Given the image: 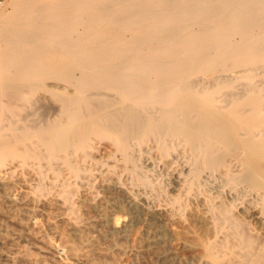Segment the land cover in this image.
I'll return each instance as SVG.
<instances>
[{"label": "bare ground", "instance_id": "obj_1", "mask_svg": "<svg viewBox=\"0 0 264 264\" xmlns=\"http://www.w3.org/2000/svg\"><path fill=\"white\" fill-rule=\"evenodd\" d=\"M10 4L0 260L107 264L99 219L177 264H264V0Z\"/></svg>", "mask_w": 264, "mask_h": 264}, {"label": "rangeland", "instance_id": "obj_2", "mask_svg": "<svg viewBox=\"0 0 264 264\" xmlns=\"http://www.w3.org/2000/svg\"><path fill=\"white\" fill-rule=\"evenodd\" d=\"M11 9V4H10V0H0V10H3V11H9ZM117 214H119V213H117ZM43 216L44 215H42V216H39V222H37V223H39V225L38 224H36V226H35V224H34V226H33V224H31V226H30V232L34 235V236H36L37 234H40V235H43L44 237L46 236V238L49 236V235H52V234H49V233H53L52 231H50V229H51V227L48 225V223H47V221L45 222L44 221V223H41L42 222V220L41 219H45L46 218V216H44V218H43ZM99 218V217H98ZM46 220V219H45ZM49 220V219H48ZM122 221H123V219L121 220H119V222H120V224L122 223ZM101 221H99V219H98V221L95 223V225H96V228H94L93 229V231L91 232V233H93V235H91L92 237L93 236H95L94 237V240H96V243H94V245H93V248H95V249H93L92 247H91V249H90V253L92 254V252L95 254V256H98L99 254H101V255H99L98 257H96V258H98V260L100 259L101 260V258H103L104 260V262H108L107 264H177V263H175V262H172L171 260H169L168 258H163V257H160V256H158L157 255V253H156V250H155V252H154V250L152 251L151 249H147L146 247H143V246H145V244L143 243V242H145L146 243V237H144L143 238V236L144 235H140L141 234V229H142V227H143V223L142 222H139V224H138V222H136L135 224H133L132 225V227H131V229H129L127 232H126V234H127V236H125L124 238H121V237H119V236H111V234L108 232V231H106L107 230V227H106V225L104 226L103 224H102V222L100 223ZM58 223V224H57ZM56 223V225H58V226H60V228L62 229V226H63V224L62 223H60V222H57ZM98 223V224H97ZM40 224H42V225H40ZM44 224V225H43ZM48 226H47V225ZM62 226H61V225ZM119 224V223H118ZM119 224V225H120ZM47 226V227H46ZM106 227V228H105ZM57 228H59V227H57ZM53 229V228H52ZM51 229V230H52ZM60 229V230H61ZM63 229H64V227H63ZM62 229V230H63ZM32 230V231H31ZM96 230V231H95ZM50 231V232H49ZM54 231V230H53ZM140 232V233H139ZM38 236V235H37ZM53 236V235H52ZM24 237V236H23ZM22 237V238H23ZM57 237V236H56ZM55 237V239H56V241L58 240L57 238ZM22 238H20V239H18L17 240V242H19L18 243V245H20V246H23V248H26L27 249V251L28 250H30V253H29V251L27 252V255L29 256V257H32L31 256V254H33V255H35V253L37 252V243H38V245H39V242H36V244H35V242H33V244H32V242L30 243L29 242V240L27 241L26 239H25V237L23 238V239H25L26 240V242L22 239ZM113 241H115V242H113ZM17 242L15 241V245H14V243H11V244H6L5 246H4V249H6L7 251H15L16 249L18 250H21L22 249V247H21V249H20V246L18 247V245H17ZM113 243H116L117 245L116 246H113ZM27 246V247H24L25 245ZM35 244V245H34ZM139 245V248H138V246L137 245ZM142 244H144V245H142ZM173 244V243H172ZM172 244H170V246L172 245ZM8 245V246H7ZM112 245V246H111ZM142 245V246H141ZM29 246V247H28ZM122 246V247H121ZM169 246V243L167 244V247H169L170 249L172 248H174V244L170 247ZM13 247H14V249H13ZM109 247H111L110 249H109ZM117 247H121L120 249H118ZM135 247V248H134ZM140 247H142V248H140ZM29 248V249H28ZM109 249V250H106V249ZM132 248H134V249H132ZM94 251H93V250ZM135 249H137V254H136V252H133V251H131V250H135ZM138 249L140 250V251H138ZM171 249V250H172ZM92 250V251H91ZM96 250H98L97 252H96ZM144 250V251H143ZM148 250V251H147ZM174 250V249H173ZM22 251V250H21ZM99 251L100 252H103V253H99ZM96 252V253H95ZM132 252L134 253V254H132ZM98 253V254H97ZM105 253V254H104ZM63 254H64V252H63V250L60 252V255L59 256H63ZM137 256H136V255ZM37 255V254H36ZM102 255L104 256V257H102ZM135 255V256H134ZM92 256H93V258L95 257L93 254H92ZM101 256V257H100ZM43 258V259H42ZM40 257V259H41V261L40 262H42V263H45L44 262V260H46V259H50V258H48V257ZM46 258V259H45ZM53 259V258H52ZM47 260L48 262L50 261L52 264H62L63 262L61 261V260H59V258H54L55 259V261L54 260ZM52 261H54V262H52ZM47 262V263H48ZM48 263V264H51V263ZM56 262V263H55ZM47 263H45V264H47ZM0 264H19L18 262H15V263H13V262H9V261H5V260H0ZM38 264H41V263H38ZM64 264V263H63Z\"/></svg>", "mask_w": 264, "mask_h": 264}]
</instances>
